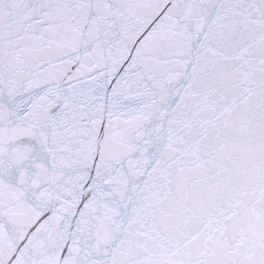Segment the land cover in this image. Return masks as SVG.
Here are the masks:
<instances>
[{
    "label": "snow or ice",
    "instance_id": "snow-or-ice-1",
    "mask_svg": "<svg viewBox=\"0 0 264 264\" xmlns=\"http://www.w3.org/2000/svg\"><path fill=\"white\" fill-rule=\"evenodd\" d=\"M0 264H264V0H0Z\"/></svg>",
    "mask_w": 264,
    "mask_h": 264
}]
</instances>
